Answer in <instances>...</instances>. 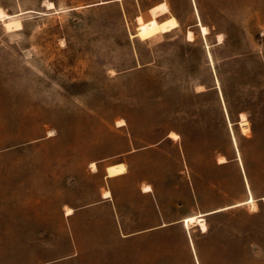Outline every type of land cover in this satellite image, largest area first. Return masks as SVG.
Wrapping results in <instances>:
<instances>
[{"label":"rangeland","instance_id":"1","mask_svg":"<svg viewBox=\"0 0 264 264\" xmlns=\"http://www.w3.org/2000/svg\"><path fill=\"white\" fill-rule=\"evenodd\" d=\"M0 9V264H264V0Z\"/></svg>","mask_w":264,"mask_h":264},{"label":"bare ground","instance_id":"2","mask_svg":"<svg viewBox=\"0 0 264 264\" xmlns=\"http://www.w3.org/2000/svg\"><path fill=\"white\" fill-rule=\"evenodd\" d=\"M168 11H169V7H168L167 3L162 2V3L154 6L153 8H151L150 12L152 13L153 18H158V17L164 15L165 13H167ZM4 17L7 18V17H10V15L6 14L3 10L0 9V19L1 18L3 19ZM137 19H138V22L140 24H144V18L142 15H139ZM5 25L7 26L8 29H11L13 27H21L22 26L21 22L18 19L5 22ZM199 25L201 27L202 34L204 36H206L210 33L209 27L207 25H204L201 22H199ZM178 26H179V21L174 15L168 16V18L160 21L157 25V27L160 29V31L162 33L169 32L170 30H172ZM187 36H188L189 40H193L194 39L193 31L189 30ZM241 117H242L241 125L244 127L245 130H248L249 122L246 119L245 114H242ZM124 124H125V122L121 121L120 126L124 125ZM170 137L172 139H177L178 134L175 132H171ZM225 161H226L225 158L222 157L221 162H225ZM91 165H92V168H94L96 170V168H97L96 163H92ZM126 171H127V166L125 163H118V164H114V165H109L107 167V173L109 176H112V177H114L115 175H120V174L126 173ZM143 190L144 191H151L152 188L150 185H145ZM103 196L104 197H110L111 191L105 190L103 193ZM244 203H252L254 205L255 200H254L253 196L251 195ZM67 214L68 215L73 214V209L68 208ZM184 222L186 223L187 227H189L191 224L193 225V224L197 223V224L201 225L203 230L206 229V223H205L204 218L202 217V214L187 217L186 219H184Z\"/></svg>","mask_w":264,"mask_h":264},{"label":"crops","instance_id":"3","mask_svg":"<svg viewBox=\"0 0 264 264\" xmlns=\"http://www.w3.org/2000/svg\"><path fill=\"white\" fill-rule=\"evenodd\" d=\"M118 163H124V162H117V163H113V164H110V165H114V164H118ZM109 165H107L106 167H105V173H104V177H105V179L108 181V180H111V179H115V178H118V177H122V176H124L125 174H127V172L128 171H126V173H123V174H120V175H115L114 177H112V176H109L108 175V173H107V167H108ZM152 191V190H151ZM151 191H144L143 190V192L144 193H148V192H151ZM112 195V194H111ZM112 196H110V197H104L103 196V203L104 202H108L109 200H110V198H111ZM167 224L166 223H163V225L162 226H166Z\"/></svg>","mask_w":264,"mask_h":264},{"label":"water","instance_id":"4","mask_svg":"<svg viewBox=\"0 0 264 264\" xmlns=\"http://www.w3.org/2000/svg\"><path fill=\"white\" fill-rule=\"evenodd\" d=\"M214 212H218V211H214ZM214 212H210V213H207V214H205V215H208V214H211V213H214Z\"/></svg>","mask_w":264,"mask_h":264}]
</instances>
